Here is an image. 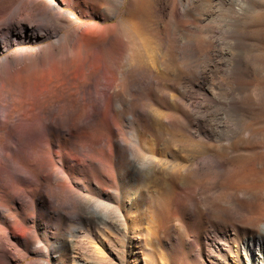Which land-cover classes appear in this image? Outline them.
I'll list each match as a JSON object with an SVG mask.
<instances>
[{
  "label": "bare ground",
  "instance_id": "obj_1",
  "mask_svg": "<svg viewBox=\"0 0 264 264\" xmlns=\"http://www.w3.org/2000/svg\"><path fill=\"white\" fill-rule=\"evenodd\" d=\"M149 2L0 0V264L5 259L7 264H101L110 259L103 247L111 251L118 240L122 249L132 247L135 236L130 229H142L133 223L134 197L119 205L114 192L101 182L115 181L111 162L103 154L112 160L119 151L126 152V144L123 138L100 132V122L106 118L118 130L116 109L153 81L157 72L156 61L142 59L150 54L147 25L131 9L136 6L140 13ZM156 2L170 5L173 16L188 4L202 2L208 11L214 3ZM216 2L229 23L226 33L242 53L248 35L237 25L244 23L246 13L255 18L259 0ZM125 4L129 10L121 11ZM121 12L117 22L107 23ZM172 39L177 50L184 46L190 59L194 58V40ZM248 51L256 52L254 48ZM239 59L230 64L226 75L240 85L244 71ZM128 74L132 75L126 78ZM127 150L135 170L145 167L147 174L157 170L155 161L138 162L139 157ZM169 164L173 170L180 167ZM164 169L150 173L151 177L160 183ZM96 205L103 211L95 210ZM54 216L76 221L79 227L62 228L59 235L50 233V227L60 229ZM39 237L44 242L50 239L56 249L51 263L47 248L30 249ZM81 237L93 243L82 253L83 247L76 248ZM231 239L238 264H264V225L257 234ZM222 249L230 250L229 246L217 248L218 252ZM87 253L94 262L87 259ZM30 255L37 258L28 259Z\"/></svg>",
  "mask_w": 264,
  "mask_h": 264
},
{
  "label": "rangeland",
  "instance_id": "obj_2",
  "mask_svg": "<svg viewBox=\"0 0 264 264\" xmlns=\"http://www.w3.org/2000/svg\"><path fill=\"white\" fill-rule=\"evenodd\" d=\"M149 1L140 13L136 6L131 9L140 23L146 22L150 54L142 59L156 61L157 72L153 81L116 109L118 130L106 118L100 122V132L123 138L126 152L119 151L112 160L103 154L111 162L115 181L107 184L99 179L114 192L119 205L134 197L133 223L142 229H130L135 236L130 248L122 249L121 240L111 248L113 253L103 247L110 258L105 263L238 264L231 238L257 234L264 225V0H259L255 18L246 13L244 23L237 25L248 35L242 53L226 33L229 23L217 0L208 11L202 2L188 4L177 16L165 2ZM127 8L125 4L121 11ZM121 16L122 12L107 23ZM177 37L194 40L193 59L184 46L177 50L172 42ZM158 43L164 47L160 49ZM249 48L256 52L251 54ZM235 58L244 71L240 85L226 75ZM128 148L141 159L138 162L155 161L157 170L150 173L165 166L160 183L147 174V168L135 170ZM169 163L180 167L173 170ZM93 208L103 211L98 205ZM53 218L60 229L48 231L55 235L65 227H79L76 221ZM39 239L30 249L47 248L51 263L56 249L50 239ZM78 241L76 248L83 247L80 253L93 245L85 237ZM227 246L230 250L218 252V247Z\"/></svg>",
  "mask_w": 264,
  "mask_h": 264
}]
</instances>
